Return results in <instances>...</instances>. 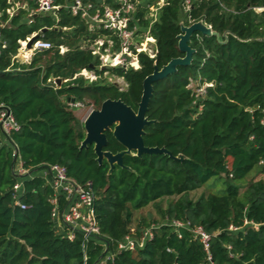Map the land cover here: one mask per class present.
Returning a JSON list of instances; mask_svg holds the SVG:
<instances>
[{
    "label": "trees",
    "instance_id": "trees-1",
    "mask_svg": "<svg viewBox=\"0 0 264 264\" xmlns=\"http://www.w3.org/2000/svg\"><path fill=\"white\" fill-rule=\"evenodd\" d=\"M21 1L27 7L11 15L7 9ZM52 1L60 8L34 13L35 0H0V108H8L19 124L10 138L25 168L34 172L58 163L94 191L101 235L86 243L85 262L82 233L70 240L55 229L54 190L41 175L23 177L19 200L26 207L15 204L13 148L0 128V264H264V178L248 182L244 191L240 184L255 170L264 174V10L255 9L264 0H194L188 12L183 0H166L151 25L155 56L134 49L139 67L103 69L99 55L82 46L109 31L90 29L65 7L73 0ZM89 1L103 0H83ZM149 13L148 5L137 4L140 29L150 26ZM199 20L220 36L195 32L191 63L154 82L147 110L153 122L143 135L147 146H165L184 158L126 154L129 168L116 165L109 172L107 159L97 161L94 145L81 147L84 121L69 102L89 104V98L100 107L107 98H120L137 110L143 80L155 65L184 55L178 48L181 24ZM37 33L51 47L36 50L30 62L18 60L21 41ZM83 69L97 79L79 74ZM106 72L123 78L126 87L109 81ZM52 78L63 82L55 85ZM191 81L208 84L205 92L189 86ZM107 138L106 150L124 149L112 131ZM213 178H224L221 192L189 196ZM176 196L160 209L168 221L135 224L136 210ZM197 227L209 235L208 248L194 232ZM148 228L152 237L143 245L118 250L127 235L141 240ZM109 252L112 258H106Z\"/></svg>",
    "mask_w": 264,
    "mask_h": 264
},
{
    "label": "built area",
    "instance_id": "built-area-1",
    "mask_svg": "<svg viewBox=\"0 0 264 264\" xmlns=\"http://www.w3.org/2000/svg\"><path fill=\"white\" fill-rule=\"evenodd\" d=\"M9 1L12 2L14 0ZM35 1H37L38 5L33 10L34 13L53 12L55 9L60 8L59 5H54L52 0ZM114 1L116 2V5L109 4L104 0L98 5L94 4L92 1L84 3L83 0H73L67 3L65 7L71 9L73 14L81 15V17L88 22L90 29H105L109 31L108 34H103L97 38L89 40L83 47L89 48L93 54L99 55L101 59V64L99 66L100 69L105 67H114L117 65H130L137 68L139 67V60L134 49L138 52H147L151 57L155 56L154 45L156 39L150 33L151 25L156 18L158 9L165 4L166 0H156L153 4L148 3L150 8L149 17H151L152 20L150 21V26L146 29L149 33L146 38L151 41L150 45L148 44V41L146 42L147 47L144 45L145 43L143 38L145 37H140L142 33H138L139 26L137 25V20L135 18L137 4L140 1ZM193 1L194 0H183V6L186 12L191 10ZM16 8L19 9V4L14 2V5L7 10L11 15H13ZM255 9L257 11H261L264 10V7H257ZM139 38H142L140 43L138 42ZM28 39H30V37ZM34 43L36 50L51 47V43L44 39H38ZM117 45L119 46V50H116ZM140 46L144 47L140 48ZM110 49L115 52V55L110 57L109 53H106V55H108L106 57L104 52ZM65 50L66 48L61 46V52H64ZM125 53L129 55L126 56V62L124 63L120 57ZM27 56L28 57L26 58H29L32 55L29 54ZM131 56H133L136 60L135 65L128 62V57L130 58ZM15 57L17 58V55ZM83 70L84 72H87V69ZM82 71L79 74H82ZM91 72L92 74L88 75L87 78L91 81L96 80L98 75L94 71ZM51 81L55 85H58L56 78H52ZM206 85L208 84L198 87L196 84L197 92L204 93ZM124 88L120 89L123 90ZM70 105L74 108L80 107L83 104L79 101H73ZM0 128L5 136L4 139L9 141L13 148L12 156L14 157L15 163L13 174L17 178L16 183L13 185L15 204L21 205L23 208L26 207V205L21 204L19 200V196L22 194V179L24 176H33L36 174L44 177L47 184H49L54 190V194L50 199L52 203L51 216L54 222V227L59 233L64 234L70 240L75 239L77 231L82 233L84 237V260L86 262V243L91 239L97 240V238L101 235V229L95 213L96 196L94 191L79 183L74 177L68 174L66 166L58 163L45 164L42 169L34 172L25 168L19 149L10 138L12 132L19 129V124L15 121L12 113L6 107L0 108ZM171 223L178 227L184 226V223L177 220H174ZM194 232L201 235L204 245L208 248L209 235L201 227L194 229ZM151 237L152 232L149 228L144 231V236L141 240H137V238L133 235H127L124 240L118 244V250L134 249L137 243L139 245H143L145 239ZM113 256L114 254L109 252L107 253L106 258H112Z\"/></svg>",
    "mask_w": 264,
    "mask_h": 264
},
{
    "label": "water",
    "instance_id": "water-1",
    "mask_svg": "<svg viewBox=\"0 0 264 264\" xmlns=\"http://www.w3.org/2000/svg\"><path fill=\"white\" fill-rule=\"evenodd\" d=\"M45 30L46 28L43 29V31ZM195 32L220 36L217 31H214L211 26L202 20L194 21L189 25L182 23L181 32L178 35V48L184 55L172 58L161 68L155 65L154 71L143 80V91L137 110L120 98H107L99 108L93 109L84 120L86 137L82 141L81 147L94 145L97 161L101 164L104 159H107L110 164L109 172L116 165L129 168L124 164V156L126 154L135 153L141 156L144 153H164L174 159L184 158L183 154L180 156L173 155L165 146H147L143 135L146 126L153 122V120L148 118L147 110L153 94L154 82L177 71L179 65L191 63L195 49L191 46L190 42ZM39 36L40 33L34 34L28 39L27 46L31 47L38 40ZM56 82L60 85L63 81L58 78ZM107 131H112L113 136L123 145L124 149L116 153L105 149L108 143Z\"/></svg>",
    "mask_w": 264,
    "mask_h": 264
},
{
    "label": "rangeland",
    "instance_id": "rangeland-1",
    "mask_svg": "<svg viewBox=\"0 0 264 264\" xmlns=\"http://www.w3.org/2000/svg\"><path fill=\"white\" fill-rule=\"evenodd\" d=\"M139 1L143 5H148V3L150 1L154 2L156 0H139ZM17 3L19 4V8L20 7H27L25 1L17 2ZM17 11H18V9L16 8L14 10V12H17ZM138 31H139L138 33H142V35L140 37L143 36L146 38V36L149 35V33L145 29L139 28ZM140 31H142V32H140ZM32 36L33 35H31L30 38ZM145 38H143L144 43L146 44V42L148 41V44L150 45L151 41L148 40L147 38L146 39ZM149 38H150V36H149ZM27 41H28V39L21 41V47L19 48L18 53H17V59L20 61H23V62H30L32 60V57L35 54V51H36L35 43L31 47H28L27 43H26ZM141 41H142V38H139L138 42L140 43ZM85 45H86V43H83L82 47H84ZM142 47H144V46H140V48H142ZM146 47H147V45H146ZM31 53H33V54H31ZM104 53H105L106 57L108 56V55H106V53H109L110 57L115 55V52L112 49L105 51ZM29 54L32 56L29 58H26V57H28L27 55H29ZM127 55H129V54L125 53L120 57L122 62H124V63L126 62V56ZM128 62L135 65L136 60L133 56H131L128 59ZM86 71L87 72H84V70H83L82 74L87 78L88 75L92 74V72L89 70H86ZM104 76H106L109 81L116 83L120 88H124L126 85L125 80L121 77L111 76V74H109V73H105ZM196 84H197L196 81H191L190 86L193 88H196ZM87 101L89 102V104L84 103L80 107H74L75 113L81 119V121H84L93 109L99 108V107H97V105H95V103L91 99L87 98ZM72 102L73 101L69 102V105ZM222 177H224V175H222ZM262 178H264V174L258 173L256 170L253 171L246 179H244L243 181L240 182V184L243 186L242 191L245 190V186L248 184V182H250L252 180L262 179ZM223 180H224V178H222L220 180H216L215 178H213L207 184L202 186L201 188L194 190V191H191L189 193V196L191 198H197L202 193L221 192L225 188V184H224ZM177 198H178V196L168 197V198L166 197V198H163L161 200L156 201L155 203H151L142 209L136 210L135 211V219H136L135 224H137L139 222V220H141V219H145L147 221L158 220L160 222L168 221V220L162 218L160 209H164L170 201L176 200Z\"/></svg>",
    "mask_w": 264,
    "mask_h": 264
},
{
    "label": "bare ground",
    "instance_id": "bare-ground-1",
    "mask_svg": "<svg viewBox=\"0 0 264 264\" xmlns=\"http://www.w3.org/2000/svg\"><path fill=\"white\" fill-rule=\"evenodd\" d=\"M144 45H146V44H144ZM117 61V60H116ZM135 64H136V62H135Z\"/></svg>",
    "mask_w": 264,
    "mask_h": 264
},
{
    "label": "crops",
    "instance_id": "crops-1",
    "mask_svg": "<svg viewBox=\"0 0 264 264\" xmlns=\"http://www.w3.org/2000/svg\"><path fill=\"white\" fill-rule=\"evenodd\" d=\"M150 3V2H149Z\"/></svg>",
    "mask_w": 264,
    "mask_h": 264
}]
</instances>
